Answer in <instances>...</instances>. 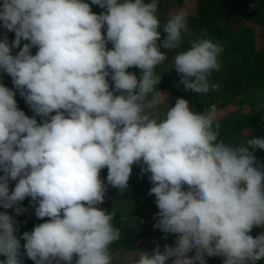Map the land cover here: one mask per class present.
Instances as JSON below:
<instances>
[{"label": "clouds", "instance_id": "9594fccd", "mask_svg": "<svg viewBox=\"0 0 264 264\" xmlns=\"http://www.w3.org/2000/svg\"><path fill=\"white\" fill-rule=\"evenodd\" d=\"M91 4L105 11L93 13L84 0L0 4L7 30L0 39V73L14 85L0 82V207L19 216L30 197L35 216L48 218L18 236L15 216L0 212V264H24L25 255L35 264H72L74 255L75 264H113L111 246L121 231L113 225L115 211L99 205L109 185L128 189L133 165L140 166V178L150 173L148 194L159 209L153 229L164 239L178 234L174 247L139 251L135 264L264 259V232L249 234L264 227V164L254 155L264 150V138L229 145L219 139L216 107L197 112L184 98L153 114L162 95L155 69L167 53L175 52L172 69L185 90L207 94L220 87L209 77L221 68L223 44L206 30L193 38L182 10L162 24L159 0ZM161 31L167 34L162 40ZM7 32L15 33L11 43ZM184 39L190 47L176 51ZM22 40L29 43L20 47ZM132 67L141 70L139 79L127 71ZM17 92L32 117L18 107ZM105 167L106 183L100 175ZM10 180L17 181L11 191Z\"/></svg>", "mask_w": 264, "mask_h": 264}, {"label": "rangeland", "instance_id": "374dc122", "mask_svg": "<svg viewBox=\"0 0 264 264\" xmlns=\"http://www.w3.org/2000/svg\"><path fill=\"white\" fill-rule=\"evenodd\" d=\"M2 2L3 0H0V4ZM199 2V0H159L158 15L163 24L170 15L182 10L187 13L188 24L192 30L193 38L206 30L209 38L219 40L223 44L224 51L219 56L221 68L219 71H213L209 77L211 83H218L220 87L218 90L209 91L207 94H197L191 90H185L184 86L179 83L180 75L174 68L172 69L175 52H168V59L155 69L157 74L161 75L157 91H160L162 95L160 97V108L153 114L159 113L162 115V111L167 104L172 107L175 105L177 98H184L189 101L191 110L199 112L214 105L217 110V117L232 116L222 122H219L221 119L217 118V122L220 124L219 139L225 143L239 146L247 137L249 139L264 138V63L259 64L256 62V58L264 53V4L260 7L243 11L239 18L225 25L221 21H214L216 11L212 5L210 7L214 11H211V8L210 10H202L206 15V19L202 20L200 18ZM216 8L218 9V7ZM210 15L213 16L210 17ZM6 31L2 27V22H0V39H3ZM166 35V33L161 31V40ZM7 37L11 43L15 38V33L7 32ZM24 43H29V41L22 40L20 47H23ZM112 47L109 42L107 48L111 49ZM189 47L188 39H184L176 51H184ZM160 50L167 52L163 48ZM18 51V48L12 49V54L15 55ZM127 71L135 73L138 79L141 76L139 68L132 67L127 69ZM6 75L7 73H0V82ZM255 155L257 154L255 153ZM262 161L263 158L260 159V162ZM107 173V167L102 169L100 173L105 183ZM0 175H3V173L0 172ZM149 175L150 173L140 178V166L133 165L127 190L121 192L117 188L108 186L105 202L99 207L108 212L114 210L116 214L113 222L120 225L122 230L124 229L123 227L125 229L152 227L153 229V225L156 223L154 217L159 209L155 203V195L148 194L152 187L148 179ZM16 182L9 181L10 191L14 189ZM30 199V197H26L22 202V207L26 208L27 211L19 216H15L13 209L6 210L0 207V212L7 211L9 215H14L19 222L18 236H21L25 231L31 232L33 230L31 227L26 228L25 224H36V222L41 220L35 216L34 208L29 204ZM155 230L161 231L160 229ZM177 235L167 234V239H164L165 233L156 235L157 241H159L157 243H161V250H163L165 244L174 247ZM133 237L135 236L131 238ZM122 240L127 241L128 239L123 237ZM21 243L23 245L24 242L21 241ZM122 244L119 240L111 246L113 264H120L127 257L138 259L139 252L133 251L137 244L134 248H127L123 246L125 243ZM154 248L146 245L140 251L151 253ZM122 249H128L129 252L121 251ZM21 251H25L23 247ZM188 255L190 257L195 255V250ZM25 256L23 257L25 264H35L34 261ZM76 258L74 255L72 264H75ZM3 259L4 257H0V260ZM205 260L206 264H223L224 257H205ZM256 264H264V259L257 261Z\"/></svg>", "mask_w": 264, "mask_h": 264}, {"label": "trees", "instance_id": "16d2710c", "mask_svg": "<svg viewBox=\"0 0 264 264\" xmlns=\"http://www.w3.org/2000/svg\"><path fill=\"white\" fill-rule=\"evenodd\" d=\"M199 1H200L199 11H201L200 18L202 20L206 19V15L202 12V10H205V9L210 10V8L212 9V7H210L212 5L214 6L213 7L214 10L216 11L215 12L216 17L214 16V21H221L225 25H227L232 20L239 18V16L243 13V11L254 9L264 4V0H199ZM84 2H87L90 4V7L93 13L100 14L101 12L105 11V9L100 8L98 5L91 4V0H84ZM145 2L147 3L148 0H145ZM216 7H218V9ZM214 10L212 9L211 11H214ZM212 16L213 15H210V17ZM102 34H106L105 29H102ZM37 50L38 49L36 47H33L31 54L35 55ZM256 62H258L259 64L264 63V53L256 58ZM1 82L6 87L14 89L12 78L8 74L3 78ZM109 83H110V87H112L113 84L110 78H109ZM14 98L17 101L18 107L21 110H23L27 116L32 117L34 115V113L30 110V107L26 104L25 100L19 95L18 92ZM52 115H55V113H52ZM36 119L38 123H42L41 117L37 116ZM255 153L257 154V159L259 161L261 158H263V161L261 163L264 164V150L257 149ZM47 219L48 218L41 219L40 221L36 222V224H32V223H29V225L25 224V227L26 228L31 227V229H33L35 225L43 223ZM113 225L120 229L121 231L120 241L123 244L125 243L124 245L123 244L122 245L127 248H134L136 244L138 243V241L142 238H151L161 233L163 234L162 231H156L152 229V227L151 228L133 227L132 229H125V227H123L124 229L122 230L120 225H118L117 223L113 222ZM132 236H135V237L131 238ZM123 237L125 239L127 238L128 240L127 241L122 240Z\"/></svg>", "mask_w": 264, "mask_h": 264}, {"label": "crops", "instance_id": "0c3cea01", "mask_svg": "<svg viewBox=\"0 0 264 264\" xmlns=\"http://www.w3.org/2000/svg\"><path fill=\"white\" fill-rule=\"evenodd\" d=\"M229 115H225L224 117H217L219 119H221L219 122L224 121L227 118H231L232 116ZM255 155V153H254ZM257 158V155H255ZM187 189V186H185V190ZM261 232H264V228L262 227H254L253 230L249 233L253 238H255L257 235H259ZM160 235V234H159ZM170 235H176V234H170ZM158 236V235H157ZM159 241H157V237L153 236L151 238H142L138 241L136 248L133 250L134 252H139L140 250L143 249V247H145L146 245H148L149 247H155L157 244H159L161 246V243H157ZM121 251H126L129 252V250L127 249H122ZM163 251V250H161ZM137 258L134 259H130V257L125 258V260H123L120 264H135ZM25 264V263H24ZM168 264H171V262L169 261Z\"/></svg>", "mask_w": 264, "mask_h": 264}]
</instances>
